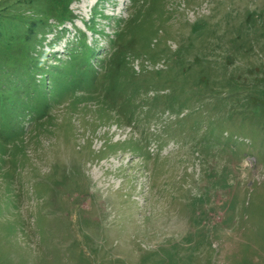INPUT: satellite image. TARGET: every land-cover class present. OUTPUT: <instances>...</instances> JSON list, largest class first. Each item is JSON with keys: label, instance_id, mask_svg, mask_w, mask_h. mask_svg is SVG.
Listing matches in <instances>:
<instances>
[{"label": "rangeland", "instance_id": "obj_1", "mask_svg": "<svg viewBox=\"0 0 264 264\" xmlns=\"http://www.w3.org/2000/svg\"><path fill=\"white\" fill-rule=\"evenodd\" d=\"M0 264H264V0H0Z\"/></svg>", "mask_w": 264, "mask_h": 264}, {"label": "trees", "instance_id": "obj_2", "mask_svg": "<svg viewBox=\"0 0 264 264\" xmlns=\"http://www.w3.org/2000/svg\"><path fill=\"white\" fill-rule=\"evenodd\" d=\"M37 90H41V86H39V88H37Z\"/></svg>", "mask_w": 264, "mask_h": 264}]
</instances>
